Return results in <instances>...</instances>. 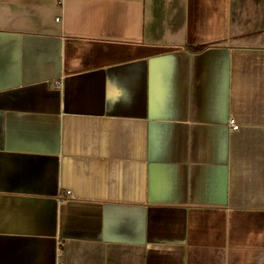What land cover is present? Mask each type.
I'll list each match as a JSON object with an SVG mask.
<instances>
[{
	"label": "crops",
	"instance_id": "crops-1",
	"mask_svg": "<svg viewBox=\"0 0 264 264\" xmlns=\"http://www.w3.org/2000/svg\"><path fill=\"white\" fill-rule=\"evenodd\" d=\"M60 263L264 264V0H0V264Z\"/></svg>",
	"mask_w": 264,
	"mask_h": 264
},
{
	"label": "built area",
	"instance_id": "built-area-1",
	"mask_svg": "<svg viewBox=\"0 0 264 264\" xmlns=\"http://www.w3.org/2000/svg\"><path fill=\"white\" fill-rule=\"evenodd\" d=\"M58 1L61 3V0H58ZM237 127H238V126L235 125V124L232 125V128H233V129H237ZM66 193L68 194L69 191H66ZM60 264H65V263H60Z\"/></svg>",
	"mask_w": 264,
	"mask_h": 264
}]
</instances>
